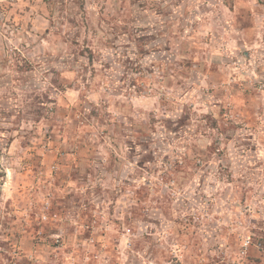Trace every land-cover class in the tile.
Wrapping results in <instances>:
<instances>
[{"label": "clouds", "instance_id": "clouds-1", "mask_svg": "<svg viewBox=\"0 0 264 264\" xmlns=\"http://www.w3.org/2000/svg\"><path fill=\"white\" fill-rule=\"evenodd\" d=\"M253 229L264 0H0V264H264Z\"/></svg>", "mask_w": 264, "mask_h": 264}, {"label": "rangeland", "instance_id": "rangeland-1", "mask_svg": "<svg viewBox=\"0 0 264 264\" xmlns=\"http://www.w3.org/2000/svg\"><path fill=\"white\" fill-rule=\"evenodd\" d=\"M87 51V49H86ZM71 193L69 194V197H71ZM117 203L119 204V201H117ZM253 232L256 233V235L253 237V239L258 240L261 243H264V231H260L259 229H253Z\"/></svg>", "mask_w": 264, "mask_h": 264}]
</instances>
